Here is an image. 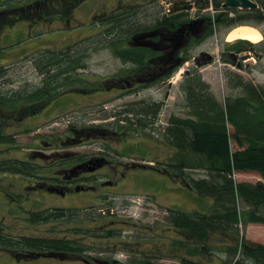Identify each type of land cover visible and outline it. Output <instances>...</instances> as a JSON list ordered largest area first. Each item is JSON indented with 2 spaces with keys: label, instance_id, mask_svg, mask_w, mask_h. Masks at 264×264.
<instances>
[{
  "label": "trees",
  "instance_id": "trees-1",
  "mask_svg": "<svg viewBox=\"0 0 264 264\" xmlns=\"http://www.w3.org/2000/svg\"><path fill=\"white\" fill-rule=\"evenodd\" d=\"M81 1L0 0V55L4 53V47L1 45L2 35L8 28L20 22L36 24L41 20L50 22L69 19ZM201 1L190 0L185 3L182 0L165 15L160 8H156V12L160 13L157 16L158 21L149 23L140 22L144 18L140 15L141 10L145 11L144 7L141 10L134 5L120 8L99 19V26L104 30L99 46L111 49L124 64L131 65L128 75L133 68L152 65L149 59L159 54L147 47H131L129 42L133 41L132 37L137 35L136 33L163 27L173 33L178 30V45H181L180 33L183 31L185 39L189 27H195L198 35H194L186 45L184 42L179 47L182 49L177 53L178 62L171 70L157 78L158 83L172 77L191 58L187 47L200 44L212 36L217 26L231 27V31L239 25H253L259 28L264 24V0H254L259 7L242 12L236 8L224 7L225 0ZM194 4L201 10L211 8L214 14L207 13L192 18L189 12ZM231 13L236 16H231ZM161 17L168 21H159ZM261 33L263 39L257 43L247 39L225 42L221 61L242 69L247 66L243 61L250 56L261 60L264 57V29H261ZM78 43L66 49L50 48L42 51L40 56H32V65L41 76L39 84L27 83L20 88H6L4 83L10 84L12 81L0 83V144L15 143L14 136L8 133L13 123L23 124L28 119L36 118L55 97L76 90L77 83L84 84L86 79L82 78L78 71L88 66L89 48H80ZM212 61L213 56L209 55L207 60L200 62V59H197V65ZM6 67L8 65L0 63V78L6 77ZM225 76L228 88L223 100H219L211 85L203 78L199 67L186 70L180 82L186 116L171 115L164 128L165 133L162 134V141L173 147L170 161L173 171L176 162L178 164V178L188 182V189L213 199L209 212L169 209L166 215L169 227L178 230L182 236L174 238L170 246V249L173 247L175 250L178 247V259L181 264H206L203 259L211 257L217 250L227 255L226 258L221 256L222 264H264V244L252 242L241 233L242 224L264 225V84H256L233 71H226ZM115 78L125 77L105 80L106 90L114 85ZM84 87L85 90H90L86 84ZM162 110V104L153 100H142L127 104L123 110L112 115L118 118L109 123V126L106 123L81 127L71 124L67 130L72 135L84 131L104 135L108 131L124 129L146 132L149 126L156 123ZM22 126L24 128L19 132L30 133L35 130ZM47 137L51 141L49 144L53 143L58 147L73 143L69 136L64 138L51 134ZM10 148L16 149L13 146ZM48 158V155L37 152H31L29 160L2 155L0 174H13L26 179L30 190L58 193L57 191L63 190L59 185H65L73 175L70 167L66 166L81 160L83 155L69 152L61 153L55 160ZM40 160L47 164H37ZM57 161L60 166L54 165ZM186 170H203L205 176L195 178L186 173ZM244 172H258L262 179L255 183L237 181L235 175ZM11 186L12 188L6 190L4 184L0 183V189L2 188L6 195L5 199L11 206L18 207L24 194L16 192L12 183ZM241 203L245 206L244 210L240 207ZM80 212L82 208L57 207L26 210L25 213L27 222L39 225L63 220L72 221ZM4 220L0 219V250L9 251L16 260L52 257L62 261L80 258L76 264H153L151 257L128 261L109 256L91 257L88 254L91 245L80 239L15 233L14 228L6 225ZM77 231L83 233L84 237L88 236L89 231L83 228H78ZM106 232L103 235L106 238L118 235L116 229H108Z\"/></svg>",
  "mask_w": 264,
  "mask_h": 264
},
{
  "label": "rangeland",
  "instance_id": "rangeland-1",
  "mask_svg": "<svg viewBox=\"0 0 264 264\" xmlns=\"http://www.w3.org/2000/svg\"><path fill=\"white\" fill-rule=\"evenodd\" d=\"M181 1L82 0L69 19L65 18L66 21L57 19L42 22L41 20L36 24L20 22L16 26L8 28L2 35L1 45L4 47V53L0 55V63L8 65L6 67L7 75L5 78H0V83L7 80L12 81L10 84L4 83L6 88H20L27 83L39 84L41 76L34 69L31 59L32 56H40L44 50L66 49L74 47L79 42L77 46L80 48L87 46L89 53L87 68L78 71L80 76L86 79L84 84L77 83L76 90L55 97L36 118L28 119L23 124L9 122L13 127L8 133L14 136L15 143L0 144V156L28 159L31 152H41L45 155L55 152H73L83 156L107 157L115 162L116 167H120L119 162L121 161L152 165L156 163L157 159L170 161L171 155L168 156L167 147L162 141V133L171 115L186 116L187 111L183 108L184 98L180 91V82L186 70L199 67L203 78L211 85L212 90L220 96L221 100L228 88L226 71L240 73L245 79L263 85L264 57L257 60L250 56L243 61L247 66L242 69L221 61L224 43L235 41H228L226 37L227 30L230 32L231 27L221 25L215 28L212 36L200 44L187 47L191 58L172 77L167 79L165 84L158 83V85L148 88H141L139 92L112 90L113 86L106 90L105 80L119 76L127 77L131 65L124 64L111 49L99 46V41L103 38L104 33L103 27L99 26V22H101L99 19L120 8L132 5L140 10L142 7H146L148 12L160 8L162 14H169V11ZM184 1L189 3L190 0ZM200 10L194 4L189 12L190 17L198 18L199 15L214 14L211 8ZM237 10L242 12L249 9ZM142 13L143 10L140 11L141 16ZM231 16H236V14L231 13ZM140 22L149 23L150 21ZM258 29L263 30L264 24L260 25ZM181 49L179 48V51ZM209 55L213 56L212 62L197 65V59H200L201 62L207 60ZM85 84L90 90H85ZM142 100L165 101L156 123L149 126L146 132L140 131L145 134H159L156 139H154L155 137L152 139L144 137L145 134L139 135L138 131L130 130L132 133L122 132L118 135L109 134V132L104 135L94 133L89 137L84 135L85 141L74 138V142L66 147L49 144L51 141L47 135L53 134L64 138L66 136L76 137L67 130L71 124L81 127L82 125L106 123L109 126V123L115 122L118 118L112 115L123 110L127 104ZM22 125L35 128V130L30 133L19 132L24 128ZM88 139L89 141H87ZM12 146L16 149L11 150ZM36 163L47 164L41 160ZM54 165L60 166V162L57 161ZM71 165H67L66 168ZM113 170L114 168H103L96 175L104 181L115 179ZM185 172L195 178L205 176L203 170H186ZM130 174L133 176L131 180L119 188H108L102 185L98 186L96 193L73 191L64 196L47 190H30L26 179L13 174H0V183L4 184L6 190L12 188V183L16 192L24 194L18 207H15L5 199L4 190L0 189V219L4 220L5 218V224L14 228L15 233L48 234L80 239L87 245H91L92 248L88 251L91 257L109 256L121 261L156 257L163 259L161 264H181L178 259V247L175 250L173 247L170 249V246L174 238L178 239L182 236L177 230L169 227L166 215L169 209L185 212L194 210L209 212L213 205V199L199 195L196 190L188 189V182L183 178H178V186H175L165 175L157 171L134 169L130 171ZM235 178L239 182L250 181L253 183L262 179L258 172L237 173ZM57 207L82 208V212L72 221L63 220L39 225H33L26 221V210ZM240 207L242 210L245 209L242 203ZM117 220L120 221L119 224L116 223ZM78 228L89 231L88 236L84 237L83 233L77 231ZM53 229L55 231H52ZM108 229H116L118 235L111 238L104 237L103 235L107 233ZM241 233L252 242L264 244L263 224H242ZM221 256L227 257L226 254L217 250L211 257L207 256L203 260L206 264H222ZM77 259L80 258L67 261L52 257H40L28 261L16 260L9 251L0 250V264H76L79 262Z\"/></svg>",
  "mask_w": 264,
  "mask_h": 264
},
{
  "label": "flooded vegetation",
  "instance_id": "flooded-vegetation-1",
  "mask_svg": "<svg viewBox=\"0 0 264 264\" xmlns=\"http://www.w3.org/2000/svg\"><path fill=\"white\" fill-rule=\"evenodd\" d=\"M159 14L160 13H157L156 11L148 12L147 8L145 7V11L142 13V16L144 17L142 19H145V20H142V21H158L157 16ZM163 14L165 15L166 13H163ZM166 20L167 19H165L164 17H161L159 21H166ZM193 21H196V20H193ZM136 34L137 35H134V36H140V37L144 36V37L134 38L133 36L132 37L133 41L129 42L131 47L133 48L147 47L153 51L158 52L159 54L149 59V62L152 63V65L133 68V70L129 72L131 74H128L127 77L122 78L124 80L115 78L116 80H115L112 90L118 89L122 91L125 90V91L139 92L141 88L142 89L148 88L154 85H158V83L160 85L165 84V81H160L157 83V78H159L161 75L165 74L166 72H168L174 67V65L178 62L177 53H178L179 47L182 46L184 42L186 45L194 35L197 36L198 31L195 27L190 26L189 30L185 33L187 35L185 39H183L184 33L182 31L180 33V39L182 41L181 45H178V30H176L173 33V32H169L167 28L163 27V28H158V29L157 28L148 29L142 32H138ZM156 102L162 104L163 107L165 105L164 100H160ZM108 132L109 134L113 133L117 135L122 132L132 133L130 130L108 131ZM94 133H99V132L84 131L83 133H80V134L76 133V135H74L76 137H73V136H69V137H71L73 142L75 140L74 138L79 139V141H82V140L85 141L83 138L84 135H86V137L87 136L89 137ZM163 133H165V131H163ZM100 134H103V133H100ZM104 134H108V133L105 132ZM143 134L145 133L139 132V135H143ZM157 136H159V134H145L144 135V137H147L150 139L154 137H155L154 139H156ZM87 141H89V139ZM164 144L167 147L168 156L169 155L172 156L173 147L169 143L164 142ZM37 153L45 156V154L41 152H37ZM60 154L61 153H57V152L49 154L48 156L50 158H48V160H52V159L55 160L58 158ZM95 162H97V164H95ZM155 162L156 163L153 165L150 163H143V164H147V167H140L137 164H142V163L121 161L119 162L120 167H116L115 162H113V160L107 157L96 156V155H93V156L85 155L83 156L81 160L75 162L70 167V170L73 172V175L69 177L66 184L63 186L59 185L63 187L62 188L63 190H60V191L63 192L64 194H61V195L64 196L67 193L73 192V191H78V192L91 191L92 193H96L98 186H102V185L108 188L110 187L119 188L131 180L133 176L130 174V171L134 169H146L150 171H157L161 173L162 175H165L173 185L178 186V164L177 162L175 164L174 171L172 170V166H171L172 162L168 161V159H163V160L157 159V161ZM100 163L102 164V166L98 167V164ZM81 164L83 165V167L81 169H77L76 166L81 165ZM149 165H152L153 168H150ZM93 167H97V168L94 170H90ZM103 168L105 169L114 168L113 171L115 173L116 178L104 181V180H101L99 177H97L96 173L99 172ZM106 182H110V185H106ZM169 188L171 189V187ZM116 223L119 224L120 221L117 220ZM165 244H167V242ZM152 259H153L152 261L154 262L153 264H161L163 260V259H158L156 257H153ZM157 261L158 262L160 261V262L158 263Z\"/></svg>",
  "mask_w": 264,
  "mask_h": 264
},
{
  "label": "bare ground",
  "instance_id": "bare-ground-1",
  "mask_svg": "<svg viewBox=\"0 0 264 264\" xmlns=\"http://www.w3.org/2000/svg\"><path fill=\"white\" fill-rule=\"evenodd\" d=\"M226 37L228 41L247 39L257 43L263 39V34L260 29L253 25H239L233 28Z\"/></svg>",
  "mask_w": 264,
  "mask_h": 264
},
{
  "label": "water",
  "instance_id": "water-1",
  "mask_svg": "<svg viewBox=\"0 0 264 264\" xmlns=\"http://www.w3.org/2000/svg\"><path fill=\"white\" fill-rule=\"evenodd\" d=\"M224 7L227 8H236V9H257L259 6L257 4V2H255L254 0H225L224 1ZM140 36H135L134 38H138ZM144 36H141L140 38H143ZM145 45V44H144ZM92 162V161H90ZM95 164H97V162H95ZM140 167H147V164H137ZM102 164H98V167H101ZM83 167V165H78L76 166L77 169H81ZM150 168H153L152 165H149ZM97 167H93L90 170H94ZM106 185H110V182H106ZM57 191V190H56ZM59 194H64L61 191H57Z\"/></svg>",
  "mask_w": 264,
  "mask_h": 264
},
{
  "label": "crops",
  "instance_id": "crops-1",
  "mask_svg": "<svg viewBox=\"0 0 264 264\" xmlns=\"http://www.w3.org/2000/svg\"><path fill=\"white\" fill-rule=\"evenodd\" d=\"M208 80V79H207ZM210 82V80H208ZM216 93V92H215ZM217 97L219 100H221L220 96H218V94L216 93Z\"/></svg>",
  "mask_w": 264,
  "mask_h": 264
}]
</instances>
